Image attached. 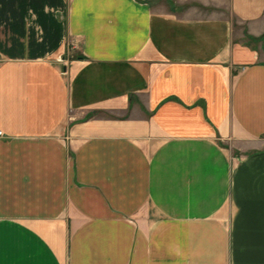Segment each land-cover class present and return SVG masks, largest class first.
<instances>
[{
  "label": "crops",
  "instance_id": "obj_1",
  "mask_svg": "<svg viewBox=\"0 0 264 264\" xmlns=\"http://www.w3.org/2000/svg\"><path fill=\"white\" fill-rule=\"evenodd\" d=\"M264 0H0V264H264Z\"/></svg>",
  "mask_w": 264,
  "mask_h": 264
},
{
  "label": "rangeland",
  "instance_id": "obj_2",
  "mask_svg": "<svg viewBox=\"0 0 264 264\" xmlns=\"http://www.w3.org/2000/svg\"><path fill=\"white\" fill-rule=\"evenodd\" d=\"M258 39H263V40H264V33H263V35H262L260 38H258Z\"/></svg>",
  "mask_w": 264,
  "mask_h": 264
},
{
  "label": "built area",
  "instance_id": "obj_3",
  "mask_svg": "<svg viewBox=\"0 0 264 264\" xmlns=\"http://www.w3.org/2000/svg\"><path fill=\"white\" fill-rule=\"evenodd\" d=\"M3 135V131L2 130H0V136H2Z\"/></svg>",
  "mask_w": 264,
  "mask_h": 264
}]
</instances>
